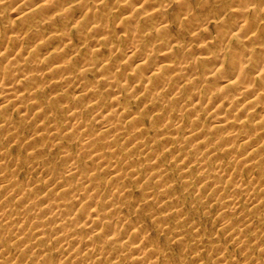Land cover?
Segmentation results:
<instances>
[{
    "label": "bare ground",
    "instance_id": "bare-ground-1",
    "mask_svg": "<svg viewBox=\"0 0 264 264\" xmlns=\"http://www.w3.org/2000/svg\"><path fill=\"white\" fill-rule=\"evenodd\" d=\"M220 2L216 0L215 5ZM204 4L209 3L205 1ZM0 6L8 7L14 17L12 25H16L14 26L15 40H20L28 34V31L17 27L20 23L32 22L36 26L46 25L44 16L51 10H54L52 12L54 17L62 20L66 25L71 22L72 17L83 14L85 21L89 24L85 23V27L79 28V37L89 39L95 35L99 36L97 41L92 39L93 42L89 40L80 43L71 39L73 42L70 48L57 51L52 60L40 58L46 51L44 44L40 43L43 41L42 36L33 35L34 48L27 51L32 57L28 55L22 59L9 57L14 53L25 54V50L19 47V43L4 44V46L0 41V65H2L0 69V193H2L0 194V252L6 250L5 233L21 231L8 244L14 247L19 257L33 258L31 254H40V251L29 250L31 254H26L25 244L31 240L30 237L39 236L38 239L42 241L47 239L43 232L37 231L39 227H45L48 223L65 227V223L59 222L63 217H69L67 218L69 221H74L78 216L76 211L63 206L62 202L68 200L67 194L70 189L66 188V185L63 186L64 189H61L60 184L66 179L75 181L80 159L68 150L61 149L56 140L72 136L71 133L75 130L88 131L86 125L95 119L98 124L94 127V131L86 133V137L83 138V146L89 149L86 156H90L92 161L91 169L87 170V181L99 172L97 169L106 166V170H109L113 177L123 183L128 182L130 178L119 174L117 170V167L124 162L117 155L116 150L112 149L116 141H121V144L126 145L125 151H132L137 156L150 155V160L146 164L152 171L145 175V184L168 185V183L164 184L162 174H156L160 168L159 154H155L152 150L155 141L153 143L137 141L139 136L147 133L143 125L149 105H152L149 111L152 114L147 117L151 122L149 127L153 129L160 127L159 129L166 130V133H169V129L174 130V133L167 135L163 143L158 142L162 150L169 151L171 147H177L184 151L187 150L190 156L194 157L193 160L187 159L186 154L178 150L170 155L168 164L181 163L186 164L187 167L193 165L202 167L196 177L200 181L194 189L197 191L195 194L197 196L192 202L202 199V186L205 185L211 187V190L207 189L211 193L222 194V197L217 198L219 211H227L246 202L252 208H258L259 203L251 192L264 189V180L255 177L257 171H260L261 175L264 174V48L253 46L251 42L259 37L261 30H264V21H260L258 30L254 31L252 30L253 24L248 18L239 19V9L231 10L230 14L221 20L208 17L206 22L200 23L197 21V13L193 15L188 13L185 0L174 2L172 0H121L116 5L118 13L126 12V9L133 11L128 16H122L121 20L115 24L126 32L124 39L121 40L122 44L123 41L125 44L120 45L115 44L120 40L119 35H113L110 27H107L104 12L106 2L88 7L82 3L70 5L60 0H0ZM204 7L205 5H202V8ZM253 10L257 11L256 8ZM229 20H234L236 23L233 22V25H236V36L243 38L242 43L240 39L235 43L233 50L240 52L242 49L251 54L259 53L262 60L257 62L258 64L241 58H235L226 64L224 56L228 44L225 42H221L216 51H209V46L218 45L219 40L216 38L218 35L204 36L205 25L209 22L213 23L218 32L220 31L219 36H223L222 28L229 26ZM170 22L177 23L181 29H186L190 34V40L178 45L183 40L179 41L178 37L169 32L164 33ZM5 32L6 29L3 30L4 34ZM51 38H62L65 41L69 40L70 36L62 33ZM82 47H86L92 54L80 58L81 60L76 58V61L78 64L82 62L80 65L86 66V69L98 73L101 77L100 83L104 82L103 91L112 93L119 89H126L130 96L111 97L101 102L99 96L104 93L97 95L100 83L93 82V80L87 82L82 71L75 72L71 66L73 60L70 59L73 53L80 52ZM192 48L200 50L205 48L202 50L204 55L194 58ZM131 60L134 62L130 63ZM250 69L255 70L254 74L259 77L258 82L250 80L249 73L253 74ZM218 70L225 74L226 83L220 88L211 89L217 80L214 74ZM34 82L36 84L33 85ZM27 83H31L33 87L26 88ZM64 87H68L73 93L68 90L63 94L54 91L56 88ZM230 90H234L235 93L229 94ZM78 92L83 94L79 96L76 94ZM81 97L82 100L79 99ZM21 99H26L28 104L33 106L32 113H29V109L23 108ZM52 102H56L61 108L54 111L46 110L45 108ZM103 105L106 107H102ZM155 106L159 108L156 112L153 111ZM15 107L19 108L23 120L14 119L16 113L9 112ZM203 107L208 109L207 117H205V119H210L208 126L203 123L204 118L199 112L187 124L184 122L185 111ZM77 108L91 109L92 112L88 115L77 116L79 112ZM42 113L48 115V121L36 119L32 136L23 137L20 131H16L19 127L28 126L30 123L28 119L31 116ZM62 116L67 120L63 131L55 123L57 118ZM114 117H116L115 122L111 120ZM39 135H47L50 138H46L49 140L40 148L28 143L30 151L26 156L27 162L42 158L43 148L50 147L58 151L64 161L65 171L55 176L53 180L43 182L42 185L33 181L31 184H35L32 187L30 184L25 189L19 185L17 174L20 169H23L25 174H31L34 171V165L31 164L24 168L20 164H15L12 161V158H15L13 151L11 152L9 147L20 144L21 139H28V142L34 143ZM92 136L99 137L102 142L94 145L90 139ZM167 142L169 143L165 144ZM221 154L228 158L226 163L221 161L213 169L204 168L203 157L206 158L208 155L217 157ZM11 163L15 165L14 169L8 168ZM187 169H181L180 173L184 175L186 186L190 187L195 183L190 176L186 175ZM16 184L19 185L18 188L12 191V187ZM79 186L84 194L82 200L89 201L88 212L84 214V219L90 231L100 232L102 234L98 236H107L111 242L122 241L125 247L134 249L135 253L131 256L134 264H159L158 259L156 260L158 252L155 249L146 251L143 248L144 243L141 242L139 235L140 226L134 219L126 223L119 209L114 207L104 221L100 219L98 205L102 197L98 195L102 189L108 187L107 183L92 185L82 181ZM112 188L114 187L109 190ZM34 189L38 191L34 192ZM124 192L126 191L116 188L110 191L112 198L120 199L128 195ZM30 195L38 198L40 202H36ZM147 199L148 197L144 198L145 201ZM82 200L79 202L81 203ZM93 205L97 206L92 207ZM162 206L164 209L159 216H174L179 219L181 215H184V210L178 205L166 203ZM41 208L47 209L43 220L25 226V219L37 218L36 213L43 210ZM251 220H258L263 225L264 214L259 216L252 212L245 213V223L237 231L238 239L226 236L220 241H215L216 243L212 242L210 255L211 253L221 255L228 248H232L242 251L241 255L244 260L224 257L221 260L222 264H264V242L261 243L255 239L257 248L263 250V254L255 257L250 252L251 249L245 247L248 245V238H240L250 233L251 223L249 221ZM221 224L228 231L234 229L229 219L225 218ZM134 227H138L139 232L132 230ZM190 230L196 236H200L199 228L191 226ZM172 233H177L174 239H181L183 234L176 229L170 234ZM261 235L264 236V230ZM72 238H75L72 234H57L55 242L63 248L70 244ZM200 241H196L198 245L201 244ZM244 252H246L245 255ZM81 255H87L89 259H92L113 254L104 246L94 243V240H86L72 248L70 256L61 258V261L66 264H71V262L82 264L74 260V257ZM8 262L19 264L17 256L12 257Z\"/></svg>",
    "mask_w": 264,
    "mask_h": 264
},
{
    "label": "rangeland",
    "instance_id": "rangeland-1",
    "mask_svg": "<svg viewBox=\"0 0 264 264\" xmlns=\"http://www.w3.org/2000/svg\"><path fill=\"white\" fill-rule=\"evenodd\" d=\"M58 1V0H57ZM65 1L69 3L70 5L82 3L85 4L88 7L94 6V5H100L104 2H106V10L105 12V19L108 24L107 27H110L112 30L113 35H119V41H116L115 44L123 45L125 44L122 41L126 35V32H123L121 29H119L115 24L118 23L122 16H128L131 10H125L126 12H117L116 5L121 0H60ZM123 1V0H122ZM173 2L175 0H172ZM186 1V7L187 10H189V14L193 15L197 13V17L200 23L206 22L208 17H215L214 20H221L222 18L227 17L231 10L233 9H239L240 14L238 15L240 18H248V20L253 24L252 30L257 31L258 25L260 21H264V0H239V1H228V0H220V4L215 5L216 0H185ZM207 1L209 4H204V2ZM202 5H205L204 8H202ZM257 9L256 12H254L253 9ZM81 12V10H79ZM54 10L48 11V13H45V24L46 25H38L33 24L32 22H26L24 24L20 23L19 26H17L19 29L21 28L23 31H28V34L20 39L15 40L14 38V26L12 25L13 22V15L8 7H1L0 6V41L4 44L13 45L14 43H19V47L24 49L25 54H10L9 57L15 58V59H22L26 58L28 55L29 57H32V55L28 54L27 51L34 48V42L35 38L33 39V35L35 37L42 36L43 41L40 43L44 44L45 48V54L40 57L42 59L46 60H52L55 53L62 49H68L70 48V45L73 41L83 43L85 41L93 42V40L97 41L99 39L98 35L92 36L89 39H85L84 37H79L78 32L79 28L85 27V23H88V21H85V16L83 14H78L77 17L71 19V22L66 25L62 20L56 19L53 15ZM236 16V18L238 17ZM235 18V19H236ZM196 21V22H197ZM234 20H229L228 27H223V36H219L218 29L213 26V23L206 24V32L204 34L205 37H208L211 35L212 37H215L218 35L217 40H219L218 45L212 44L209 46V51H216L218 49V46L221 42H225V44H228L226 54L224 56V61L226 64H228L229 61H233V59H247L250 63L259 62L262 60L261 56L259 57V53L257 54H251L244 52L242 49L239 51H234L235 43L241 40L240 43L243 42V38H239L236 36V25H233ZM234 24H236L234 22ZM48 25V26H47ZM98 25V23H97ZM233 25V26H232ZM6 29L5 34L3 33V30ZM180 26L177 23L170 22L169 27H167V30H165L164 33L169 32L173 36L178 37L180 42L178 45L182 43L188 42L190 39L189 32L182 28L180 31ZM221 30V31H222ZM62 33H67L68 36H70L69 40L63 41L62 38H51L54 35H59ZM226 34V37H224ZM117 37V36H116ZM73 39V41L71 40ZM253 46H260L264 48V30L260 31V35L256 40H252ZM91 44V43H89ZM177 45V44H176ZM5 46V45H4ZM123 47V46H122ZM178 47V46H176ZM120 48V47H119ZM124 50V48H122ZM148 50V48H146ZM205 49V48H204ZM204 49H197L192 48V53L194 55V58L201 57L204 54H202ZM151 50V49H150ZM208 50V49H207ZM92 53L90 50H88L86 47H82L80 52L73 53V56L70 60H73V63L71 62V66H73V69L75 72L82 71V75L85 78L87 82L93 80V82L100 83L101 77L98 75V73L94 72V70H88L86 69V66H81L80 62L79 64L76 61L81 60L80 58H83L86 55H91ZM107 54H109L107 52ZM116 54V52L114 53ZM1 57V56H0ZM1 61V59H0ZM133 60L130 61V63ZM134 62V61H133ZM1 64V63H0ZM131 67V66H129ZM2 68V65H0V69ZM252 70V69H250ZM255 70H252V73H249V76H251L250 80H253L254 82H258V78L254 74ZM98 75V76H96ZM217 76V80L215 81L214 86L211 89L220 88V86L225 85L226 77L225 74L222 73L220 70L217 71V73L214 74V76ZM85 82V84L87 83ZM36 84L35 82L33 85ZM31 83L26 84V88L33 87ZM103 86V88H102ZM104 82L100 83V88L97 92L100 95L101 102H104L106 99H109L111 97H121L126 98L130 96V93L126 89H119L112 93L110 92H104ZM29 90V89H28ZM35 90V89H32ZM69 91L68 87L64 88H56L54 91L63 94L66 91ZM70 93H73V91H69ZM103 92V93H102ZM110 93V94H109ZM235 93L234 90H230L229 94ZM77 95H82V92L76 93ZM84 97V96H83ZM82 100V97L79 98ZM21 104L24 105L23 108L29 109V113H32V107L30 104H28V101L26 99L20 100ZM20 104V105H21ZM159 105V104H156ZM161 107V105H159ZM12 107V106H11ZM102 107H106V105H103ZM152 105H149L147 109V115L144 118V125L143 127L147 131V133L144 136H139L137 141H145V143H153V152L155 154H159V170H157L156 174H162V177L164 178V184L168 183V185L165 186H153L151 184H145L144 177L148 172H151L152 169L149 168V166L146 164L148 160H150V155H140L137 156L132 151H125V143L121 144V141H116L112 149L116 150V153L121 159L123 160V164L119 165L117 168L119 174L128 176V182L123 183L121 180L116 179L113 177L109 170H106V166L97 169L99 172L95 175H93L88 181H87V170H90L92 167V161L90 156H86V153H88V148L83 146V138L86 137V133H92L94 130V127L98 124L97 120H93L92 122H89L88 125H86V128L88 131L85 130V132L80 131H74L71 133L72 136L70 137H63L59 140H56L58 142L61 149L68 150L71 154H73L76 158L79 156V169L77 170L78 174L75 177V181H72L71 179H66V181H62L60 184V188L64 189L66 185V188L70 189V192L67 194L68 200H65L62 202L63 206L69 209V207L76 211L78 214L77 217H75L74 221H69V217L64 218L59 221L60 223H65V227L56 226V224L48 223L45 227H39L37 231L43 232L44 235L47 236L46 240L38 239L39 236L36 238L30 237V241H28L25 244V248L27 253L31 254L29 250H34L39 252L40 254H31L33 258L22 256L19 257V255L16 254V251L13 249L14 247H11L10 241L14 239L16 235H18L19 232L11 231V233H5V240L4 242L7 244L5 246V251L0 252V264H10L8 260H11L12 257L17 256V260L19 261V264H66V262H62L61 258H66L70 256L72 252V248L75 246H78L85 242L86 240H94V243L99 244L101 246H104L107 250L111 251L113 255L107 256V257H96L89 259L87 255H81L74 257V260L77 262H80L82 264H134L131 261V256L135 253V250L129 247H125L122 244V241L117 242H111L108 240L107 236H98V234H102L100 232H92L91 229L88 228V225L86 224V221L84 219V214L88 212V202L89 201H83V192L80 190L79 183L82 181H85L86 184H92V185H99L102 182L107 183L108 187H105L102 189L100 194L98 196H101L102 199L99 200V210H100V219L102 221L105 220V217L108 215L109 211L114 207L118 208L120 211L121 216L125 219V222L128 223L132 219L137 222V224L140 226V233L141 236V242L144 243V247L146 251L150 249H155L156 252H158L157 258L159 264H222V259L224 257L228 258H234V259H243V256L241 255L242 251L228 248L225 253H222L221 255L217 253H211V245L212 242L220 241L226 236H230L233 239H238V233L237 231L240 230L241 225L245 223L244 221V215L245 213L257 214L262 215L264 214V189H256L254 192H251L254 195V198L259 203L258 208H252L250 204L242 203L240 206H236L234 208L228 209L227 211H219V208L217 206V203L219 202L217 198L222 197V194H216L211 193L208 190H211V187H206L205 185L202 186V199L197 200V202H192L194 199H196L195 194L197 191H194V189L198 186L199 182L196 178L201 171L202 167H197L195 165L191 167H187L186 164L181 163H171L168 164L169 157L171 154L175 153L176 151L183 152L186 154L187 159L193 160V156H190V153L186 150L178 149L177 147L170 148L169 151H163L162 147L158 144L163 143L167 135L170 133H174V130L169 129V133H166V130H161L158 128H150L151 122L149 121V117L152 113H149ZM61 107L58 106L56 102L50 103L45 109H49L50 111H54L57 109H60ZM159 108L155 106L153 109L154 112H156ZM79 110L77 116L79 115H88V113H91V109H81L77 108ZM89 110V111H87ZM161 110V109H160ZM207 111L208 109L206 107L198 108L191 111H185L184 112V122L187 124L189 120L194 118L197 112L201 114V117L205 119L207 117ZM10 113L15 114L14 119L17 120H23L24 118L21 117V114L19 113V108L15 107L11 110H9ZM39 117V118H38ZM48 115L46 113H42L39 115L31 116L28 126H22L17 128L16 131H20L23 137L32 136L33 133V127L34 123L37 120L39 121H48ZM65 120H64V119ZM203 119V123L205 126H208V123L210 122V119ZM27 120V123H28ZM113 122L116 121V117L111 119ZM67 120L65 117H59L57 118L56 124L59 125V128L61 131H63V127L66 124ZM68 126V125H67ZM15 132V131H14ZM46 138H50L47 135H39V138L37 137L36 141L34 143L28 142V139H21V143L18 145H11L10 150L13 151L14 157L12 158V161L15 164H20L24 168L28 167V165H34V171L31 174H25L23 169H20V172L17 174V179L19 180V185L25 187L27 189L29 185L34 181L35 183H41L39 185H42L45 181H51L54 179L55 176H59L65 171V164L64 161L61 159L58 151L56 149H52L50 147L43 148V157L39 158L33 162H27L26 156L28 152L30 151L29 144H35L37 145L36 148L43 147V144L49 140ZM53 138V137H52ZM92 139V142L94 145H99L102 141L97 136L90 137ZM51 140V139H50ZM185 140V139H183ZM27 142V143H26ZM169 142L165 143L168 144ZM171 151V152H170ZM20 156V159L18 157ZM219 157V158H218ZM106 161L108 162V158H106ZM227 162L228 158H226L224 155H219L217 157H213L208 155V157H203V164L205 165V169H213L217 166L218 162ZM191 163H189L190 165ZM15 165L13 166L12 163L8 166L10 169H14ZM187 169V176L191 177V180L195 183L194 185L187 187L183 178V174L180 173L181 169ZM255 177L258 179L264 180V174L261 175L260 171H257L255 174ZM78 178V179H77ZM35 183L31 184L34 185ZM19 185H15L12 188V191L14 189H17ZM228 185V184H225ZM114 187L118 190L123 189V191H126L124 193H128V195L124 198H112L109 188ZM208 189V190H207ZM34 192H37L38 189H34ZM1 191V190H0ZM3 192V191H2ZM148 192V193H147ZM2 194V193H0ZM116 195V194H115ZM31 197H34L33 195H30ZM150 196V197H149ZM148 197V199L145 201L144 198ZM34 200L36 202H40V200L36 197H34ZM80 200L81 203L79 202ZM169 203L170 205H178L180 208H182L184 211V215L177 219L174 216H167L162 217L159 216V213L164 209V206L162 204ZM90 204V203H89ZM97 205H93L92 207H95ZM43 209V208H41ZM70 210V209H69ZM47 209H43L36 213L38 216L37 218L33 219V217H28L24 221V225L26 226L34 224L37 221H42L43 217L45 216V212ZM244 214V215H243ZM226 219H229V221L233 224L234 229L231 231H228L227 228H225L221 222ZM224 219V220H223ZM251 223L250 233H247L246 237H240L242 239L248 238V245H245V247H248L251 249L250 252H252L253 256H259L260 254H263V250L257 248L258 245H255V239H258L259 242H264V236L261 235V232L264 230V224L262 225L258 220L249 221ZM255 222V223H253ZM71 223V225H70ZM68 224V225H66ZM199 228L201 230L200 236H196L192 230H190V227ZM180 230L183 234L181 235V239H174L177 233H172L174 230ZM134 231L139 232L138 227L132 228ZM60 231V232H58ZM233 231H236L235 233ZM40 233V234H41ZM72 234L73 237L70 241L69 245L64 246L61 248L57 242H55L57 234ZM39 234V235H40ZM179 234V233H178ZM81 239V240H80ZM80 240V241H79ZM202 240V241H200ZM79 241V242H78ZM196 241H200L201 244L198 245ZM9 243V244H8ZM216 243V242H215ZM248 249V250H249ZM42 250L44 251L42 253ZM212 252V251H211ZM247 252V251H246ZM244 252V255L246 254ZM42 253V254H41ZM71 262V261H70ZM73 264V262H71Z\"/></svg>",
    "mask_w": 264,
    "mask_h": 264
}]
</instances>
